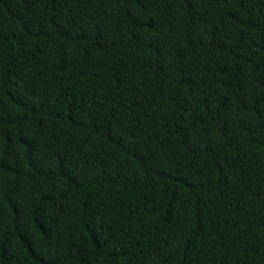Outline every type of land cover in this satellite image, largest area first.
<instances>
[{
	"label": "trees",
	"instance_id": "trees-1",
	"mask_svg": "<svg viewBox=\"0 0 264 264\" xmlns=\"http://www.w3.org/2000/svg\"><path fill=\"white\" fill-rule=\"evenodd\" d=\"M0 264H264V0H0Z\"/></svg>",
	"mask_w": 264,
	"mask_h": 264
}]
</instances>
